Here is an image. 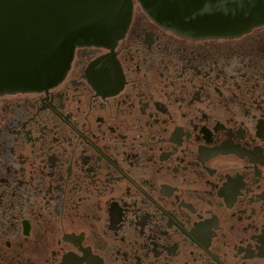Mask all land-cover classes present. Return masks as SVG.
Listing matches in <instances>:
<instances>
[{
	"label": "flooded vegetation",
	"instance_id": "obj_1",
	"mask_svg": "<svg viewBox=\"0 0 264 264\" xmlns=\"http://www.w3.org/2000/svg\"><path fill=\"white\" fill-rule=\"evenodd\" d=\"M0 264H264V24L192 38L134 1L115 46L0 95Z\"/></svg>",
	"mask_w": 264,
	"mask_h": 264
},
{
	"label": "water",
	"instance_id": "obj_2",
	"mask_svg": "<svg viewBox=\"0 0 264 264\" xmlns=\"http://www.w3.org/2000/svg\"><path fill=\"white\" fill-rule=\"evenodd\" d=\"M134 1L192 38L237 37L264 24V0H0V95L57 85L77 47L115 46Z\"/></svg>",
	"mask_w": 264,
	"mask_h": 264
}]
</instances>
